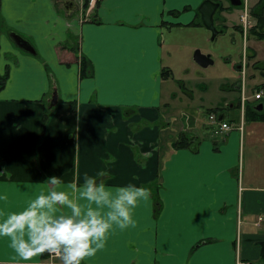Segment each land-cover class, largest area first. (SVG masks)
Here are the masks:
<instances>
[{"label": "crops", "instance_id": "0c3cea01", "mask_svg": "<svg viewBox=\"0 0 264 264\" xmlns=\"http://www.w3.org/2000/svg\"><path fill=\"white\" fill-rule=\"evenodd\" d=\"M202 1L96 0L86 15L82 0H0V210L21 209L51 176L66 186L104 170L110 188L132 183L151 195L134 209L136 227L114 229L83 264H258L264 185L249 171L244 179L240 115L217 137L196 108L181 106L175 135L188 146L162 143L160 112L178 95L163 29L200 25ZM13 255L0 239V264Z\"/></svg>", "mask_w": 264, "mask_h": 264}, {"label": "rangeland", "instance_id": "374dc122", "mask_svg": "<svg viewBox=\"0 0 264 264\" xmlns=\"http://www.w3.org/2000/svg\"><path fill=\"white\" fill-rule=\"evenodd\" d=\"M216 1L228 4L227 0ZM259 1L242 0V4L252 7ZM241 14L240 7L223 12L217 10L213 15L214 27L221 32L213 39L211 31L203 25L172 29L171 35L163 29L165 47L172 49L175 74L171 83L176 87L178 95L176 104H173L175 108L163 109L158 120L162 121L161 137L164 145V141L168 142L179 136L175 132L181 123H185L186 109H181V106L196 108L198 119L206 122L209 121V113L223 114L230 122L240 115L238 123H241L244 134V179L249 171L253 173V179L257 178L259 185H264V109L263 115L257 120H248L243 113L242 117L239 113L242 92L245 103H264V98H253L255 92L264 89V39H258L251 32L257 23L252 16L249 18L251 26L248 27L245 38L243 37L240 28L236 26L240 23ZM200 19L198 15L196 21ZM3 32L6 35L5 29ZM196 49L209 54L212 63L206 67L199 66L193 60ZM167 119L171 121L166 122ZM215 135L222 136L218 133ZM165 156L164 154V160Z\"/></svg>", "mask_w": 264, "mask_h": 264}, {"label": "clouds", "instance_id": "9594fccd", "mask_svg": "<svg viewBox=\"0 0 264 264\" xmlns=\"http://www.w3.org/2000/svg\"><path fill=\"white\" fill-rule=\"evenodd\" d=\"M107 176L101 170L66 186L51 176L21 209L0 210V239L8 241L14 264H31L45 254L59 264H83L105 248L114 229L136 227L134 209L150 199V190L132 183L110 188ZM7 199L0 194V201Z\"/></svg>", "mask_w": 264, "mask_h": 264}, {"label": "trees", "instance_id": "16d2710c", "mask_svg": "<svg viewBox=\"0 0 264 264\" xmlns=\"http://www.w3.org/2000/svg\"><path fill=\"white\" fill-rule=\"evenodd\" d=\"M88 2H89V0H82L83 10H85L87 8ZM261 2H264V1L261 0L260 3ZM258 5H259V3L257 4V6L255 8H258ZM198 15H200V14L198 13ZM253 16H255V21H257V23H256V25L253 26L251 32L253 34H255L258 39H264V11L262 10V12L260 11L258 13H254ZM197 23L200 24V25H203L202 22H201V19L198 20ZM250 56H252V55H250ZM87 71H88L87 63L82 58V59H80V75L82 76V75L87 74ZM6 76H7V72L6 71L2 75H0V88L3 87V85L5 83V80H6ZM260 104L263 106L261 111L255 109V106H256L255 104L251 105V104H249L247 102L246 103L244 102L243 115L245 116V118L248 119V120H257L259 117H261V115H263L264 103H260ZM46 118L47 117H44V120H46ZM189 142H190V138L189 137L180 136V137H178L176 139L175 147L176 148L187 147ZM154 199H155L156 206H159L160 205V201L158 199L157 194L155 195ZM203 242H205V241H200L198 244L194 245L193 248H195L196 246L202 244ZM259 249H260V256H259L258 264H264V241H260L259 242Z\"/></svg>", "mask_w": 264, "mask_h": 264}, {"label": "water", "instance_id": "95a60500", "mask_svg": "<svg viewBox=\"0 0 264 264\" xmlns=\"http://www.w3.org/2000/svg\"><path fill=\"white\" fill-rule=\"evenodd\" d=\"M238 4V3H237ZM218 6V3L213 2L212 0H203L199 6L197 7V11L200 14L201 22L205 28L211 31V39H213L217 35V30L214 27L213 23V14ZM10 38L21 48L26 51L34 52L32 47L28 44V42L15 35L14 33L10 34ZM193 60L201 67H206L212 63L211 56L209 54H203L200 50L196 49L193 53ZM57 102V92L56 88L53 87V91L51 93V98L49 100V107L54 106ZM263 106L258 104L255 106L256 110H261Z\"/></svg>", "mask_w": 264, "mask_h": 264}, {"label": "built area", "instance_id": "2783aa9c", "mask_svg": "<svg viewBox=\"0 0 264 264\" xmlns=\"http://www.w3.org/2000/svg\"><path fill=\"white\" fill-rule=\"evenodd\" d=\"M94 3H95V0H89L88 6L86 8L87 9L86 15L89 14V12L91 11V8L94 6ZM240 22L242 23V27L245 30L246 25L248 23L245 15H242L240 17ZM253 98L254 99L264 98V89L255 92L253 94ZM245 100H246L245 99V96L243 95V92H242L241 100H240V113H241V117H242V113H243V109H244V102H245ZM208 120H209L208 121V124L210 125L213 134H217V133L218 134H225V133H228L233 128V125L231 124V122L226 121L224 119H218L217 115L214 114V113H209L208 114ZM236 127H237L238 130H241L242 129L241 123L240 124L238 123V125ZM260 219L261 218H259V220ZM45 255L50 260L55 258V257L48 256L47 254H45ZM237 264H241V263L238 262Z\"/></svg>", "mask_w": 264, "mask_h": 264}, {"label": "flooded vegetation", "instance_id": "af4514ba", "mask_svg": "<svg viewBox=\"0 0 264 264\" xmlns=\"http://www.w3.org/2000/svg\"><path fill=\"white\" fill-rule=\"evenodd\" d=\"M212 1L218 3V6H217L215 12L217 10H222V12H223L224 10L228 11V10H231L233 8H236V7L239 8L240 7V9L242 10L241 16L245 15L248 23L246 25L245 30L243 29L241 22L238 25H236V26H238L240 28V32L242 33L244 38L246 36V32L248 31V27L250 28V26H251L249 18L252 16V18L255 19V16H253L254 13H258L260 11L262 12V10L264 11V2L260 3L261 0L258 2L259 3L258 8H255L258 3L257 4L255 3L252 7H248V5L242 4V0H227V2H228L227 5H223L221 2L216 1V0H212ZM248 12H250V13L248 14ZM239 21H240V19H239ZM213 23H214V19H213ZM217 31L221 32L220 30H217Z\"/></svg>", "mask_w": 264, "mask_h": 264}]
</instances>
